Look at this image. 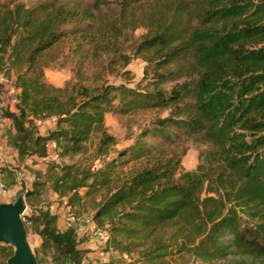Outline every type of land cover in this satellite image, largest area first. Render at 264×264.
Instances as JSON below:
<instances>
[{"label": "trees", "instance_id": "obj_1", "mask_svg": "<svg viewBox=\"0 0 264 264\" xmlns=\"http://www.w3.org/2000/svg\"><path fill=\"white\" fill-rule=\"evenodd\" d=\"M110 7L124 25L147 28L136 53L147 55L153 90L50 84L45 55L67 39L96 48L107 24L100 13ZM0 78L16 91L14 110L1 113L8 145L20 161L46 166L31 168L34 180L22 192L27 233L41 239L38 264L264 259V0H0ZM147 110L169 113L117 149L106 116ZM50 118L55 128L42 135L37 122ZM98 132L93 160H49L51 143L58 159L71 158ZM149 139L208 149L194 170L180 172V159L171 158L124 178L129 165L155 154ZM49 186L70 206L99 199L93 221L108 233V262H87L77 229L60 228L59 216L40 207ZM14 253L0 244V264Z\"/></svg>", "mask_w": 264, "mask_h": 264}, {"label": "rangeland", "instance_id": "obj_2", "mask_svg": "<svg viewBox=\"0 0 264 264\" xmlns=\"http://www.w3.org/2000/svg\"><path fill=\"white\" fill-rule=\"evenodd\" d=\"M28 5H39L51 0H21ZM91 1V0H87ZM140 11L138 17H140ZM107 24L98 31V45L92 47L90 44H81L80 39H67L55 46L44 58L47 64L45 76L47 81L58 88H66L74 84H82L94 90H100L107 85H125L129 88H140L153 90L152 74L150 65L145 61L147 55H137L136 48L140 40L147 34V28L136 22L134 25H124L113 7L105 8L100 13ZM101 30V32H100ZM81 49V50H80ZM80 50V51H79ZM172 84L165 85L170 88ZM16 91L12 83L0 79V115L2 111L14 110ZM167 110H147L131 114L109 113L105 118L104 131L113 136L117 142V149L125 148L133 144L142 130L150 127L151 123L159 118L168 115ZM10 122L0 117V139L2 143L0 154V204L14 203L23 195L22 192L30 189L34 180L32 169H45L43 160L20 161L16 153L7 145V134L9 133ZM55 128V120L47 119L39 125L42 135H46ZM100 134L95 133L87 144L85 154L58 159L53 148H50L51 158L62 164H73L84 160H93L94 152L98 144ZM156 152L147 159L134 162L123 171V177H130L136 171L151 166L157 161H167L171 158L180 159V172L191 171L197 168L204 161V153L208 149L206 145L196 143L194 140H182L176 144L165 145L156 143L149 139ZM36 164V165H35ZM95 165L100 166L99 160ZM84 192V191H83ZM98 198L84 200L81 204L70 206L64 204L62 199L53 192L49 186L43 195L40 207L50 209L59 216V226L62 229L75 227L82 245L88 250V261H102V255L109 260L111 254L106 251L105 243L97 237L92 228L93 216L95 214V202ZM26 201V200H25ZM27 204V203H26ZM28 206V204H27ZM31 211L27 208L23 216L24 223ZM29 243L33 251L39 247L41 239L28 234ZM180 264H264V259H256L246 256H230L226 259L211 263H203L193 256L184 257Z\"/></svg>", "mask_w": 264, "mask_h": 264}, {"label": "water", "instance_id": "obj_3", "mask_svg": "<svg viewBox=\"0 0 264 264\" xmlns=\"http://www.w3.org/2000/svg\"><path fill=\"white\" fill-rule=\"evenodd\" d=\"M27 208L24 195L14 203L0 204V244L15 248L7 264H38L23 220Z\"/></svg>", "mask_w": 264, "mask_h": 264}, {"label": "built area", "instance_id": "obj_4", "mask_svg": "<svg viewBox=\"0 0 264 264\" xmlns=\"http://www.w3.org/2000/svg\"><path fill=\"white\" fill-rule=\"evenodd\" d=\"M0 79L6 81L4 78H0ZM0 117H1V115H0ZM50 119H54L55 120V118H50ZM42 122L43 121H38L37 124L41 125ZM55 146H56L55 143H51L50 144L51 148H54ZM0 154H1V147H0ZM0 188H4V186L1 183H0ZM62 201H63L64 204H68V200L67 199H62ZM70 227H72V226H70ZM92 228H93L94 233L97 235V237L100 238L106 245V243L108 241V238H109L107 231H105L104 229L98 227V225L94 221H92ZM102 262H108V260L106 259V256H104V254L102 255Z\"/></svg>", "mask_w": 264, "mask_h": 264}, {"label": "crops", "instance_id": "obj_5", "mask_svg": "<svg viewBox=\"0 0 264 264\" xmlns=\"http://www.w3.org/2000/svg\"><path fill=\"white\" fill-rule=\"evenodd\" d=\"M3 142H5L3 139H0V146L2 147L3 145H2V143ZM7 145H8V143H7ZM10 147V146H9ZM10 149H12L11 147H10ZM13 150V149H12ZM14 151V150H13ZM15 152V151H14ZM16 153V152H15ZM16 155H17V153H16ZM87 243H83V245H86Z\"/></svg>", "mask_w": 264, "mask_h": 264}]
</instances>
